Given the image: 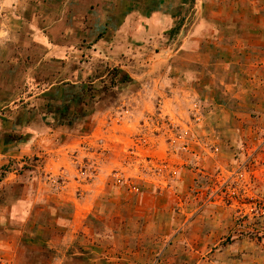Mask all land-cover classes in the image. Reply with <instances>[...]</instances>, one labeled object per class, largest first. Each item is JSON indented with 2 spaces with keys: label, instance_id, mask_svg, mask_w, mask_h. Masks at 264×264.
Here are the masks:
<instances>
[{
  "label": "rangeland",
  "instance_id": "obj_1",
  "mask_svg": "<svg viewBox=\"0 0 264 264\" xmlns=\"http://www.w3.org/2000/svg\"><path fill=\"white\" fill-rule=\"evenodd\" d=\"M141 3L3 18L0 264H264V0Z\"/></svg>",
  "mask_w": 264,
  "mask_h": 264
},
{
  "label": "crops",
  "instance_id": "obj_2",
  "mask_svg": "<svg viewBox=\"0 0 264 264\" xmlns=\"http://www.w3.org/2000/svg\"><path fill=\"white\" fill-rule=\"evenodd\" d=\"M19 0H0V44H1V34H2V21L3 18H5V16H9V20H11L10 17V13L17 18L15 12H13L12 10H17V5H15L16 3H18ZM48 3H50V7L54 8L58 6L59 3H61V1H64L67 4V9L71 11V13H73L74 15H78V14H82V13H90V12H96L97 8H99L100 10L103 8L102 5H98V1L99 0H45ZM142 2L141 4H143V7H146V1L148 2V0H139V2ZM170 3H174L177 0H169ZM26 2L28 3V0H26ZM127 0H122V4L126 3ZM158 2L161 3V0H158ZM15 3V4H14ZM110 2H106L105 5H109ZM49 9V8H48ZM105 17L106 19H108L110 17L109 15V11L111 9V11L113 12V7H108L105 6ZM39 15H33V19H37ZM109 16V17H108ZM25 17H18V19H23ZM28 18V17H27ZM26 18V19H27ZM25 20V19H24ZM23 21V20H22ZM12 27H9V33H11ZM34 31L29 34V35H33ZM22 35H25V33H22ZM10 45V44H9ZM21 212V211H19Z\"/></svg>",
  "mask_w": 264,
  "mask_h": 264
}]
</instances>
